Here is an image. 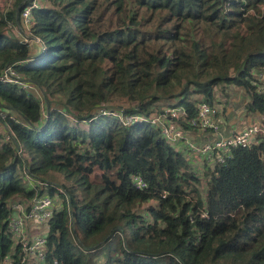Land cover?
I'll list each match as a JSON object with an SVG mask.
<instances>
[{
	"label": "trees",
	"instance_id": "obj_1",
	"mask_svg": "<svg viewBox=\"0 0 264 264\" xmlns=\"http://www.w3.org/2000/svg\"><path fill=\"white\" fill-rule=\"evenodd\" d=\"M32 3L0 12V77L11 65L32 87L0 82V264L8 203L44 194L50 263L264 264V136L199 176L157 130L115 116L182 106L193 117L229 84L264 115V0H41L29 25L41 46H27L14 28ZM24 173L49 188H26ZM77 232L109 237L86 249Z\"/></svg>",
	"mask_w": 264,
	"mask_h": 264
},
{
	"label": "built area",
	"instance_id": "obj_2",
	"mask_svg": "<svg viewBox=\"0 0 264 264\" xmlns=\"http://www.w3.org/2000/svg\"><path fill=\"white\" fill-rule=\"evenodd\" d=\"M6 7L3 11H8L10 0H0ZM41 0H33L31 6L21 11L20 27L14 28V33H23L24 29L29 32L31 9L36 8ZM16 35V33H15ZM23 41L22 44L31 46L41 42L37 38L29 37L25 39L23 35H18ZM31 36V35H30ZM19 37H17L19 39ZM257 90L264 94V73L255 77ZM0 82L10 83L22 89H32V87L21 81L15 72L14 66L5 67ZM195 115L188 118L186 109L182 106H169L162 108L154 116L143 115H115L124 127L134 125L149 126L157 130L160 137L167 142L176 152L184 154L191 169L201 176L206 168H213L215 165L225 163L230 158L231 153L237 148H250L259 143L264 136V115H260L257 121L249 124L242 131L232 134L227 138L220 137L223 120L221 119V109L215 104H209L203 100L195 105ZM109 115V113H104ZM5 119V115L1 114ZM183 125H187L185 129ZM191 132H196L202 137H217L214 140H206L197 143L191 138ZM264 163V154L261 155ZM24 186L32 190L49 188L50 184L37 179L28 173H24ZM133 186L138 190H144L146 184L140 177L133 179ZM54 198L44 194L33 197L29 201L11 200L8 203L10 215L8 219V231L11 236V249L9 255L2 264H57L47 260L48 248L44 230L48 225L53 213Z\"/></svg>",
	"mask_w": 264,
	"mask_h": 264
},
{
	"label": "rangeland",
	"instance_id": "obj_3",
	"mask_svg": "<svg viewBox=\"0 0 264 264\" xmlns=\"http://www.w3.org/2000/svg\"><path fill=\"white\" fill-rule=\"evenodd\" d=\"M2 3L3 2L1 1L0 2V11H3V9H4L2 7H6V5L2 4ZM12 3H13V0H10V3L9 4L7 3V5L12 6ZM15 33H16V35H15L16 38L19 37L18 35H23V37L25 39H29V37H31L29 32H28V30H26V28L24 29V32L21 33V34L18 33L17 31ZM18 41H23V39L19 37ZM32 44L33 43H31L30 45H32ZM233 73H234V71L232 70L230 72V74H233ZM182 83H183V81H182ZM215 96H216V98H215L216 100H215L214 104L221 109V114H220L221 117H225V115L222 114V103L225 104V105H228V104L232 103L233 101L238 100L239 101L238 104L242 105L241 104L242 100H243L242 103L244 102L245 99L248 100V96L246 95V93L241 88H238V87H236L235 85H232V84L223 85V86H217L216 95ZM246 100H245V102H246ZM163 102L164 101H159L158 105H161V103H163ZM245 102L243 103L244 104L243 107H245L247 105V102L246 103ZM241 109H244V108L241 107ZM245 110H246V107H245ZM245 110L244 111L240 110L241 112L237 115V119L238 120L240 119V121H233V123H232L233 126L236 127L237 129H239L241 127V124H243L247 120V116H246ZM227 112H228V108L225 109V113H227ZM226 123H228V115H227ZM93 173H95L94 170H93ZM89 178H90V181H93L92 175H90ZM203 183H204V181L201 183L202 187H204ZM123 231H124V233L127 236L128 235L127 228L124 227ZM76 234H77L78 242H80L82 247H84L86 249H92V248H96V247H98L100 245H104L105 238L109 237V233L108 232H104L102 234L96 235V236L88 238V239H84L83 235L81 233H79V232H77ZM117 238H118L117 235H114L111 238V240H113V241H111V243L107 244L105 246L106 247L105 249L113 248L112 246H114L116 244ZM101 254H103V250L101 252H98V255H101ZM104 260H105V257L104 256H100V257H97L96 262H98V264H102Z\"/></svg>",
	"mask_w": 264,
	"mask_h": 264
},
{
	"label": "crops",
	"instance_id": "obj_4",
	"mask_svg": "<svg viewBox=\"0 0 264 264\" xmlns=\"http://www.w3.org/2000/svg\"><path fill=\"white\" fill-rule=\"evenodd\" d=\"M216 95V93H215ZM216 98V96H215ZM246 100V99H245ZM244 100V102H245ZM249 100V97H248ZM248 100H246V102H248ZM243 101V100H242ZM241 101L242 105L238 104V100L233 101L232 103L225 105L222 103V114L225 115V117H221V119L223 120V125L221 127V131H220V137L222 138H227L232 136V134L242 131L243 129H245L249 124L253 123L254 121H257V119H259L260 115H256V114H252V113H247L245 110V107H243V103ZM245 102V103H246ZM244 108V109H241ZM228 108V112L225 113V109ZM240 110H245L246 112V116H247V120L241 124V127L239 129H237L236 127L233 126V121H240V119H237V115L241 112ZM227 115H228V123H226L227 121ZM191 138L192 140H194L197 143H203L206 140H214L217 139V137H210V138H205L202 137L200 134L196 133V132H191Z\"/></svg>",
	"mask_w": 264,
	"mask_h": 264
}]
</instances>
